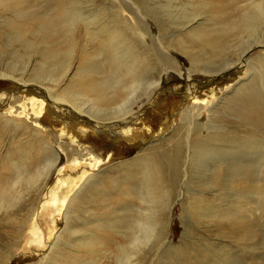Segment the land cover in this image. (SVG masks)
Listing matches in <instances>:
<instances>
[{
    "label": "rangeland",
    "instance_id": "rangeland-1",
    "mask_svg": "<svg viewBox=\"0 0 264 264\" xmlns=\"http://www.w3.org/2000/svg\"><path fill=\"white\" fill-rule=\"evenodd\" d=\"M263 5L264 0H0V102L8 101V118L17 121L8 123L0 115V264H44L54 244L63 254L59 264H122L121 259L125 264H264V121L243 118L244 105L238 103L249 86L264 98V20L256 19L252 33L227 37L228 48L215 57L191 43L193 28L237 22ZM47 21H58L52 26L58 41L76 27L72 67L57 85L43 79L47 74L33 75L45 63L41 28ZM179 40L188 41L194 57L201 51L200 63L191 62ZM81 52L90 62L84 63ZM115 55L127 63L114 64ZM85 64L98 69L94 79L120 90L119 99L95 108L85 97L73 101L75 107L64 104L85 115L95 109L110 131L61 119L54 107L38 113L40 103L50 106L45 98L27 93L36 107L25 91L11 87L19 88L17 83L1 77L34 85V79L42 80L62 91ZM132 87L129 114L140 111V116L119 135L112 132L120 130L115 108ZM207 133L208 140L200 141ZM177 146L185 155L176 181L161 194L162 224L135 246L155 206L145 194V180L140 175L131 180L130 168ZM197 149H207L206 157ZM222 155L226 163L216 161ZM215 162L221 180L209 175ZM231 165L248 174L240 179ZM239 165L243 169L236 170ZM127 186L137 188L129 197ZM235 216L244 217L241 228Z\"/></svg>",
    "mask_w": 264,
    "mask_h": 264
},
{
    "label": "bare ground",
    "instance_id": "bare-ground-1",
    "mask_svg": "<svg viewBox=\"0 0 264 264\" xmlns=\"http://www.w3.org/2000/svg\"><path fill=\"white\" fill-rule=\"evenodd\" d=\"M257 8L258 9H256L257 11L255 12V14L248 13L250 15H248V14L245 15L243 18H241L240 21H237V22H235V21L234 22L232 21L231 23L224 22L221 25H218V27L213 26V27H207V28H203V29L200 28L199 30L193 28V30H196V31H192L193 37L195 38V43L193 41H191V43L194 46H195V44H198L199 47L204 49L203 51H205L206 53L209 52V54L213 55V57L222 54L224 49L228 48V46H227V48H225L226 42L228 40L227 37H229L230 35L231 36H234V35L240 36L238 34L252 33L253 31H256V29L258 28V27H256V23L258 21L260 22V20H264V8L263 7H257ZM61 13L62 12H60V14ZM56 22L58 23V21H56ZM56 22L53 23L52 21L51 22L47 21L46 25L43 24V26L41 28V29L44 28L45 40H46V45H45L44 50L47 51V53L45 54V59H44L45 63L44 64L42 63L41 68L35 69L34 73H33L34 77L35 78L37 77L36 79L43 78V76L45 77L46 76L45 74H47L48 79L47 78H43V79L44 80L45 79L50 80L51 83L54 85H57L61 81V79L67 74V72H69V69H71L70 68V67H72V66H70L72 64L71 60L73 58L74 52L78 48L76 41L74 40L75 34H76L75 33L76 27H72L69 30V34H68V36H66L64 41H61V40L58 41L55 33H53V31H52L53 30L52 26ZM48 24L50 26L46 27ZM70 24H72V23H70ZM55 27H56V25H55ZM21 29L25 30L24 28H21ZM221 32H223V33H221ZM21 34L22 33L20 32L18 35H21ZM64 46H67V48L64 49ZM178 46L180 47L182 52H184L185 54H190L192 56L189 58L192 63H200L201 62V59H199V57H201V54H200L201 51L198 53L199 57H194L188 48L189 47L188 41L179 40ZM81 56L84 58V63L87 64L88 62H90V60H91L90 58L85 59V57H86L85 52H81ZM17 57H19V55ZM112 60H113L114 64H116V65L117 64L123 65V63L126 61L124 59H121V56H119V55L113 56ZM126 63H127V61H126ZM86 64L76 68V71H75L73 77L70 79V82L68 83L67 87L62 91L53 90L50 85L48 87H46L45 84L41 83L42 80L39 82L36 79H34V81L37 82L36 85H34V83L33 84H23L20 81H17L19 79H16V77H14V76L4 77V75H3L1 77L4 78L5 80L9 81L10 85L12 83H15V84L17 83V86L19 88H14L15 86L14 87L11 86L13 89L17 90V93H18V91L23 90V91H25L26 94L32 93V94L39 95V96L45 98V100L47 101V104L50 106L47 107L45 105H42V103H40L41 105H39V107L41 109L38 111V113H42L43 110H45L46 108L51 109L54 107L53 108L54 112L61 119L66 118L70 121H75V122L77 121V119H80V121L91 124V125H95V127L100 128V129H104V131H110L112 129H109L110 127L108 128V126H109L108 124H107L108 125L107 126L105 122L101 123L100 120H102V119H99L97 114H95L96 113L95 109L94 110L91 109L92 111H89L87 113L88 115H85V114H81L80 110L79 111L72 110L70 107H67V105L64 104V103L72 104L75 107L73 101L78 102L83 97H85V99L90 100V102L91 101L93 102L92 107L95 108V106H96L95 104L105 105V104H109L112 101H116L119 99L118 96L120 95V90H118L117 87L115 88L113 86L110 88H113V89L115 88V90L109 89V87H108L109 85H107L108 83H105V79H104V81L102 79L100 81L94 79V76L96 74H99L98 69H93V67L88 66ZM115 71H117V70H115ZM133 86H135V85H133ZM240 86H238V87H240ZM249 87H251V86H249ZM249 87H248V89L251 91H249L247 93L245 92V94L241 97V99L238 102L239 106L244 105V107H241L242 108L241 110H243L242 116H243V118L249 120L251 123L254 121L255 122H262V121H264V98L262 96L263 94L261 93V91L258 92L257 90L250 89ZM255 89H256V87H255ZM132 90H133V87H132L130 93L128 92L126 97H124L123 101H121L118 104V108H115L116 114L118 113L116 115L117 116L116 118L120 119V121L116 124L120 125V127H119L120 130L118 128H116L118 130L114 129V131H112V132H115L116 134H119V135L127 134L128 129L133 127V125H135L136 121L138 120L137 118H139V116H140V111L138 113H136L135 115L129 114V110H130L129 108L131 107V104L134 103L133 102L134 97L131 94ZM236 90H237V88H236ZM43 91L45 93L43 95L40 94ZM108 91H110V92H108ZM122 92H123V90H122ZM27 95H28L29 99H32V103L35 104L36 102L33 98V95H30V94H27ZM7 97H8V100H11L14 97H19V96L18 95H16V96L7 95ZM186 97L192 98L193 96L191 94H189ZM79 104H82V102H80ZM36 105L37 104H35V106ZM234 106L235 105H233V107ZM32 107H33V105H32ZM36 107H38V106H36ZM34 108H33V110H34ZM11 110H12V107L9 106L8 101L7 102H4V101L0 102V115L2 117H6L5 119L8 123L11 122V123L16 124L17 123V121H15L16 117L12 116L13 119H10L11 117L8 114V113H11ZM30 113L31 112L27 111L28 115ZM27 114H26V116H27ZM91 116L92 117L95 116V120H93L91 118ZM8 117H10V118H8ZM33 119H35V118H33ZM118 125H115V126H118ZM21 126H24V128L29 127L28 123L25 121H22ZM34 134L38 137L40 136V134L36 131L34 132ZM207 135H208V133L206 135L202 134L201 137L199 138V140L201 139L200 141H202V142L207 141L208 140ZM33 137L36 138L35 136H33ZM177 145H179V144H177ZM48 147L50 149H53L52 146L49 144H48ZM206 150L207 149H197V154H199L200 156L202 155V157L204 158L205 154L203 152ZM184 151H185V149H184ZM183 154H184L183 149H181L180 146L179 147L177 146V149L157 151V152H154V154H151L147 157L145 156L144 160H143V158L142 159L140 158L141 160L144 161V162L142 161L143 162L142 165L139 164V167H141V168H138L137 165H134V167L136 166V168H134V167L130 168L131 173H132L131 180H135L139 175L141 178H143L145 180L144 181V186H145L144 191H146L145 194L147 193V197L150 198V199H148V201L152 202V207L155 206V216L153 217V219L149 220L145 226L143 225L145 222H143L141 224V230H144L143 231L144 232L143 239L141 241L140 238H137V241L134 242L135 246L138 245L139 243L141 244L143 242H146L147 240L152 238V235L154 234V232L155 231L157 232L160 225L162 224L163 214L161 213V209H163V208H160V207H162L164 205V200L162 201V195L161 194L170 190L169 187L172 186L174 184V182L176 181L177 176H178L177 175L178 169H180V167H181V166L179 167V163L182 160L183 156L185 155V154L184 155ZM205 157H206V155H205ZM188 158L189 157H187V159ZM184 159H186V158H184ZM217 159H216V161H218L220 163L221 162L224 163L226 160V158L223 155L219 156ZM187 163H188V161H187ZM217 164L218 163L215 162V165H214L211 173H209V175L212 174L213 177H216V178L218 176L217 172L219 171V168H220ZM97 168H98V166H97ZM230 168H232L234 175H239L240 179L245 178V176H246L245 173H247V172H245V171H242L241 173L237 172L238 171L237 169H243L242 166L239 165L238 168H235L237 171L233 170L234 167L232 165ZM220 169H222V168H220ZM246 169H248V168H246ZM219 179H220V177H219ZM203 180H204V177H203ZM88 184H89V182L87 181L82 186L81 190L79 192H77V194L75 195L74 200L72 202L73 204H74L76 199H78L82 196V193L85 191V189H86L85 187L88 186ZM199 184L202 185L201 182ZM131 185H132V182L130 181L128 186H131ZM261 185H262V183H261ZM128 186L126 189H124L126 197L131 196V194L136 192V190H137V188H130V187L128 188ZM139 186H141V185H139ZM142 186H143V184H142ZM262 191H263V195H264V184H263ZM140 197H142V196H140ZM194 198L195 197L193 196V200H194ZM196 200L197 199H195V201ZM145 201H147V199ZM191 201H192V199H191ZM196 203L199 204V201H196ZM263 211H264V208H263ZM263 215H264V213H263ZM225 216H227V217L230 216L228 209H225ZM150 218H152V217H150ZM235 222L236 223H234V224H237L238 228H241L242 223L244 222V217L243 218H241L239 216L236 217ZM239 223H240V225H239ZM139 224H140V222H139ZM136 225H138V224H136ZM116 228L117 227H115V229ZM117 230H118V228H117ZM140 244H139V246H141ZM121 251L122 252L124 251L123 247L121 248ZM62 256H63V254L58 253V249L56 247V244H54L52 246L51 253H50L49 257L46 258L44 264H59L56 262L59 261V259ZM121 261H122V264H125V261L123 259H121Z\"/></svg>",
    "mask_w": 264,
    "mask_h": 264
}]
</instances>
